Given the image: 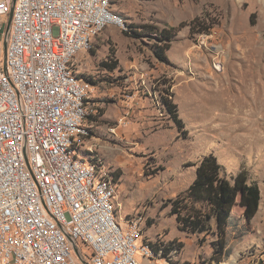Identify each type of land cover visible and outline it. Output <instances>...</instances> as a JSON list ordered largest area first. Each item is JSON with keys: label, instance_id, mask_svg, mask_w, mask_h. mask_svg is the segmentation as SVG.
I'll use <instances>...</instances> for the list:
<instances>
[{"label": "rangeland", "instance_id": "1", "mask_svg": "<svg viewBox=\"0 0 264 264\" xmlns=\"http://www.w3.org/2000/svg\"><path fill=\"white\" fill-rule=\"evenodd\" d=\"M111 10L128 29L168 30L200 18L208 30H180L167 63L154 54L155 35L135 37L110 25L76 57L77 73L90 86L87 122L93 125L82 153L111 169L117 220L141 219L155 264L258 258L264 254V0H112ZM169 86L182 129L160 111ZM125 117L131 124L119 138L110 129ZM210 154L227 179L245 172L261 193L253 219L234 207L223 252L216 235L182 232L171 214V201L190 187L195 165Z\"/></svg>", "mask_w": 264, "mask_h": 264}, {"label": "built area", "instance_id": "2", "mask_svg": "<svg viewBox=\"0 0 264 264\" xmlns=\"http://www.w3.org/2000/svg\"><path fill=\"white\" fill-rule=\"evenodd\" d=\"M111 4L0 0V264L157 257L140 218L117 220L111 169L82 153L93 125L75 60L106 27L128 30ZM241 264H264V254Z\"/></svg>", "mask_w": 264, "mask_h": 264}, {"label": "trees", "instance_id": "3", "mask_svg": "<svg viewBox=\"0 0 264 264\" xmlns=\"http://www.w3.org/2000/svg\"><path fill=\"white\" fill-rule=\"evenodd\" d=\"M200 18L191 22H183L178 27L170 29H150L149 26L130 27L127 35L142 37L155 35V56L161 62H169L166 51L170 49L173 37L183 28L189 26L191 35L208 31ZM205 29V30H201ZM116 65L109 67V70ZM172 86L164 90L161 95L163 110L182 129L183 121L178 113V106L174 103V95L170 92ZM196 178L190 187L171 201V214L176 216L178 229L182 232L214 234L217 242L214 244L219 252L225 251L226 236L229 221L234 207L239 205L244 209V216L253 219L260 207L261 193L258 186L248 182L245 172L239 173L229 180L223 175L222 165L214 154L205 156L196 164Z\"/></svg>", "mask_w": 264, "mask_h": 264}, {"label": "crops", "instance_id": "4", "mask_svg": "<svg viewBox=\"0 0 264 264\" xmlns=\"http://www.w3.org/2000/svg\"><path fill=\"white\" fill-rule=\"evenodd\" d=\"M125 103H127V101H124ZM125 107V106H124ZM129 107V106H128ZM132 111V110H131ZM131 111H130V109L128 108H126L125 109V112H126V114H128L129 112H130V114H131ZM129 116V115H128ZM122 117H123V115H122ZM118 118V116L117 117H115V119H117ZM125 121H126V127H124L123 129H122V131H123V133L124 134H122V133H120V131H119V129H121V128H119L118 129V134H119V138L121 137H123V138H126L127 137V131L126 130H128L129 129V127H127V126H130V124H131V119H130V117H125V119H124ZM117 134V135H118ZM139 262H140V264H155L154 263V259H152V260H150V259H146V258H143V257H139ZM165 264H170V263H168L167 261H166V263Z\"/></svg>", "mask_w": 264, "mask_h": 264}, {"label": "water", "instance_id": "5", "mask_svg": "<svg viewBox=\"0 0 264 264\" xmlns=\"http://www.w3.org/2000/svg\"><path fill=\"white\" fill-rule=\"evenodd\" d=\"M9 29H10V22H9V24H8L7 31H9Z\"/></svg>", "mask_w": 264, "mask_h": 264}]
</instances>
